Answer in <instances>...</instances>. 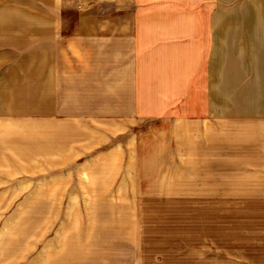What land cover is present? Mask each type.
<instances>
[{
  "label": "crops",
  "instance_id": "obj_1",
  "mask_svg": "<svg viewBox=\"0 0 264 264\" xmlns=\"http://www.w3.org/2000/svg\"><path fill=\"white\" fill-rule=\"evenodd\" d=\"M73 88L96 115L161 122L154 129L177 147L192 143L197 161L225 171L124 194L208 202L207 229L193 231H207L206 248L223 253L193 240L191 256H153L140 224L127 226L128 247L94 253L58 240L54 224L25 225L24 209L14 208L25 186L55 199L56 180L3 172L2 138L24 120L14 106H32L41 132L56 119L58 90L70 104ZM27 256L31 264H264V0H0V264Z\"/></svg>",
  "mask_w": 264,
  "mask_h": 264
},
{
  "label": "rangeland",
  "instance_id": "obj_2",
  "mask_svg": "<svg viewBox=\"0 0 264 264\" xmlns=\"http://www.w3.org/2000/svg\"><path fill=\"white\" fill-rule=\"evenodd\" d=\"M68 92H72L70 104L60 97L65 90H58L56 119L51 127L48 122L42 126L41 132L31 115L32 106H14L24 120L10 123L13 130L2 138L6 156L3 172L56 180L55 199L52 196L49 200H38L30 189L34 186H25V200L14 206L24 209L25 225L31 226L34 221L54 224L58 240L67 235L72 238L73 249L87 247L94 253L97 250L116 253L128 247L127 226L139 224L147 226V231L138 235L146 243L145 252L153 256L162 253L191 256L193 240H202L201 251L206 254L223 253L221 249L206 248L207 231H193L197 224L207 229L208 202L148 200L143 195L128 199L124 194L134 192V188L135 192H145L152 180H192L223 176L225 171L208 168V161H197L188 151L192 143L188 142L186 151L177 147L175 138L154 129L161 122L139 117L118 119L119 115L108 112L96 115L94 106L80 104V90L73 88ZM128 116L129 112L123 115L121 110L120 117ZM64 226L69 228L68 232L63 231ZM179 226L184 231L178 232ZM26 235L31 236L26 240L31 245L32 233ZM31 261V256L25 258L26 264Z\"/></svg>",
  "mask_w": 264,
  "mask_h": 264
}]
</instances>
